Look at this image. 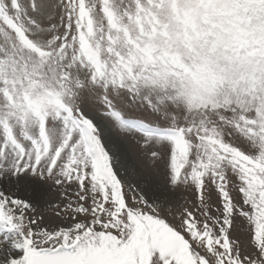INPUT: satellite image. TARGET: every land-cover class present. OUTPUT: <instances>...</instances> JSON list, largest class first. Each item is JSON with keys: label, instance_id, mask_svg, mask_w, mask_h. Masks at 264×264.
<instances>
[{"label": "snow or ice", "instance_id": "snow-or-ice-1", "mask_svg": "<svg viewBox=\"0 0 264 264\" xmlns=\"http://www.w3.org/2000/svg\"><path fill=\"white\" fill-rule=\"evenodd\" d=\"M0 264H264V0H0Z\"/></svg>", "mask_w": 264, "mask_h": 264}, {"label": "rangeland", "instance_id": "rangeland-1", "mask_svg": "<svg viewBox=\"0 0 264 264\" xmlns=\"http://www.w3.org/2000/svg\"><path fill=\"white\" fill-rule=\"evenodd\" d=\"M113 133L121 142L122 148L118 147L121 155V163L129 169H136V176L134 178L142 181L144 186L152 189L162 186V165L153 166L152 162L140 152L139 148H137L129 138L123 137L119 133L115 132H112L111 134ZM177 195L179 196V194ZM51 198L55 199V193H53ZM43 210L45 211L46 215L52 211L46 206H44Z\"/></svg>", "mask_w": 264, "mask_h": 264}, {"label": "bare ground", "instance_id": "bare-ground-1", "mask_svg": "<svg viewBox=\"0 0 264 264\" xmlns=\"http://www.w3.org/2000/svg\"><path fill=\"white\" fill-rule=\"evenodd\" d=\"M110 135H111V138H112V140L115 142V144H117V146L120 148L121 147V142H120V140L114 135V133L113 134H111L110 133ZM125 145V144H124ZM127 145V144H126ZM122 148V147H121ZM126 150V149H125Z\"/></svg>", "mask_w": 264, "mask_h": 264}]
</instances>
